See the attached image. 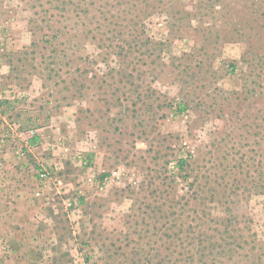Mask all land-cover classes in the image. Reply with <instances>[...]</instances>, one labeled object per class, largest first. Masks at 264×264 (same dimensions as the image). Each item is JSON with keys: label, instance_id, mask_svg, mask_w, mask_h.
<instances>
[{"label": "rangeland", "instance_id": "rangeland-1", "mask_svg": "<svg viewBox=\"0 0 264 264\" xmlns=\"http://www.w3.org/2000/svg\"><path fill=\"white\" fill-rule=\"evenodd\" d=\"M1 100L0 264H264V0H0Z\"/></svg>", "mask_w": 264, "mask_h": 264}, {"label": "trees", "instance_id": "trees-1", "mask_svg": "<svg viewBox=\"0 0 264 264\" xmlns=\"http://www.w3.org/2000/svg\"><path fill=\"white\" fill-rule=\"evenodd\" d=\"M2 103H7V102L1 100V101H0V105H1ZM185 107H186V105H182L181 109H185ZM186 164H187V159H185V158H181L180 160H178V162H177V167H178V169L180 170V172L183 171V169L185 168ZM104 176H105V175L103 174V177H104ZM200 239L202 240V238H200Z\"/></svg>", "mask_w": 264, "mask_h": 264}, {"label": "built area", "instance_id": "built-area-1", "mask_svg": "<svg viewBox=\"0 0 264 264\" xmlns=\"http://www.w3.org/2000/svg\"><path fill=\"white\" fill-rule=\"evenodd\" d=\"M116 173V172H115ZM40 177L42 178V179H45V178H48L49 177V175H50V172L48 171V170H45V169H42V170H40ZM111 177H113V176H111ZM110 179V177L109 176H107V177H105L104 178V180L101 182V184L100 185H104V184H106V182L108 181Z\"/></svg>", "mask_w": 264, "mask_h": 264}, {"label": "clouds", "instance_id": "clouds-1", "mask_svg": "<svg viewBox=\"0 0 264 264\" xmlns=\"http://www.w3.org/2000/svg\"><path fill=\"white\" fill-rule=\"evenodd\" d=\"M4 71H7V68H5Z\"/></svg>", "mask_w": 264, "mask_h": 264}]
</instances>
